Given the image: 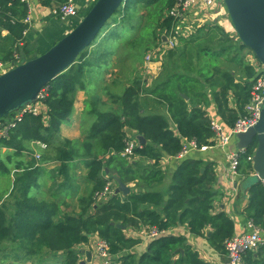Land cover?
<instances>
[{"label":"trees","instance_id":"obj_1","mask_svg":"<svg viewBox=\"0 0 264 264\" xmlns=\"http://www.w3.org/2000/svg\"><path fill=\"white\" fill-rule=\"evenodd\" d=\"M52 1L44 5L49 6ZM131 1L124 3L75 65L43 89L47 110L44 117L26 114L7 136L0 137V150H13L17 156L28 152L31 143L45 145L47 154L40 162L59 163V175L66 182L71 180V163L88 160L85 164L88 181L93 185L89 197L80 200L78 215L59 216V206L31 204L32 199L27 197L34 172L38 170L27 169L18 175L11 194L15 200L14 215H9L6 204L0 205V262L14 258L24 264H79L78 248L88 246L91 237L98 236L107 245L108 264H207L187 245L184 237H163L179 225L203 239L210 230V246L222 255L227 254L226 243L234 237L235 225L225 213L213 212L219 197L214 191L217 173L213 165L184 160L173 176L167 201L161 193L152 191L155 185L164 182L165 173L159 169L164 157L177 158L182 153L184 144L180 138L195 141L199 150L216 145L208 108L215 106L232 130L250 101L257 71L246 62L244 52L253 53L239 40L234 43L232 36L220 26H203L191 38L181 39L174 49L166 48L162 71L151 86L135 78L122 96L113 97L115 111H94L96 119L86 143L60 138L62 125L73 114L76 93L83 87L92 66L91 58L108 57L112 53L105 47L92 51L102 40L119 43L117 57L125 56L117 62L121 70L128 63L140 64L156 43L164 41L162 33L171 32L175 21L165 13L180 0H133L134 7L130 6ZM28 9L21 0H0V61L3 63L20 56L26 42L24 33L29 31L24 23ZM29 60L32 59L21 63ZM165 108L175 131L161 114ZM126 130L135 132L134 141L138 142L140 136L146 140L144 146L136 147L134 156L152 162L153 171H141L138 164L123 156L129 141ZM256 147L253 144L239 154L238 175L243 167L255 174L248 158L254 155ZM0 171L7 172L2 167L1 153ZM118 179L125 184L138 181L143 188L125 199L110 196L99 201L98 197L108 187L114 194L112 185ZM247 191L250 201L245 212L255 228L264 231V183H254ZM141 228L162 237L153 241L139 260L133 254L123 256L142 243L140 239L127 237V232ZM178 250L183 253L174 261ZM245 261L264 264L254 253L247 254Z\"/></svg>","mask_w":264,"mask_h":264},{"label":"crops","instance_id":"obj_2","mask_svg":"<svg viewBox=\"0 0 264 264\" xmlns=\"http://www.w3.org/2000/svg\"><path fill=\"white\" fill-rule=\"evenodd\" d=\"M74 1L79 10V16L78 18H70L68 20H63L61 17L54 16L52 14L55 9L59 8L62 2L53 0L49 6H45L42 2H34L32 4L31 17L33 21L30 24V31L26 37V42L21 50L20 56H17L18 62L21 63L26 59H34L47 52L60 39H62L75 24L78 23L81 16L85 14V11L89 8L90 2L93 0ZM167 13L168 11L165 13L166 17ZM219 19H221V21H219ZM182 22L183 24H186L185 28L189 27L190 29V32L187 35H190L189 38L196 33V30L201 29L203 26H220L232 36L234 43L238 42V39L234 35V30L227 13L225 11H219V9H208L201 2H197L192 7L187 15V18H185ZM167 34L168 33L164 32L160 35L163 38ZM3 36H6V34L3 33ZM118 45L119 43L110 41V51L112 53L108 57L101 56L100 58H97L96 56H93L91 58L90 61H92V66L89 67L83 80V87L79 88L76 93L73 114L70 117V120L64 123L61 127L60 138L62 140H70L78 144L86 143L91 137L90 131L96 119L94 111L111 112L117 109V107L112 103L113 97L122 96L125 89L130 86V84L125 85L127 78L126 75L122 74V71L116 68L117 62L125 58V56L122 57V59L117 57L116 51ZM157 46L158 43L152 47V51L149 50L146 53L145 59L147 55L152 53ZM244 55L246 62L255 67V70L257 71V79L262 77L264 69L258 59H256V56L251 54L249 51L244 52ZM29 56L30 58H28ZM164 60L165 58L160 59L158 58V55H154V59L151 63L146 64L144 62L147 69L146 73L149 74V79L145 80L146 82L149 80L153 82L159 77ZM7 63L17 64L16 58L15 61L12 60ZM155 68L160 71L158 76L153 73ZM45 112L47 113L46 108ZM207 113L212 120V126H219L222 128L224 135H229V131L231 132V129L218 115L216 107L211 106L207 109ZM161 114L164 118L169 120L171 128L175 131L176 128L170 119L167 108L163 109ZM126 131L128 140L134 141L133 136L135 135V132L130 130ZM1 135H3V131L2 124L0 123V136ZM180 139L182 144L187 142L186 139ZM219 140L220 137L215 133L214 142L216 145L208 150L193 151L182 158H170L166 155L159 167V169L165 173L164 182L161 185H155L152 191L161 193L164 196L165 201H167L173 176L184 160L194 159L204 162L206 166L213 165L216 168L217 173L214 191L219 194V197L214 203L213 212L215 214L223 212L234 222V236L248 235L252 233V229L250 228L251 221L249 220V215L245 211L250 201L249 191H247L248 185L250 184L248 179L253 177V174H250V172L243 167L237 177L233 178L229 175V157L230 152L234 150V144L230 141L228 145L223 147L219 145ZM137 143V147H139V140ZM28 149V152H24L19 156H17L13 150H0L2 167L7 169V172L0 171V175L10 177L11 182L14 185L17 176L23 174L27 171V169H29V171L38 170L34 172V180L27 196L32 199L31 204L38 202L39 204L49 207L57 205L60 207V210L58 211L59 216L70 214L78 215L80 212V209L78 210L80 200L89 197L93 189V185L88 181V169L85 165L88 160H76L72 162L70 167L71 180L66 182L65 178L59 175V163L54 161L52 162V160L41 163L36 160L35 155L40 153L42 156L44 154L46 156L47 149L43 150L39 143L29 144ZM49 155L52 156L50 152ZM127 158L130 163H134L136 165L138 164V166L142 169L141 171H144L145 169L153 171L151 168L153 165L152 162L147 163L134 155L133 157ZM30 166H32V168ZM12 177H14V181ZM142 180L145 181V178ZM125 185L131 190L130 194L143 188L138 181H130ZM117 186V183L116 185H112L114 190ZM55 187L57 188L55 189ZM50 188L53 189V192L49 195ZM119 196L124 199L128 197H125L122 194ZM7 197L8 196L4 193L0 194V205H3V202ZM11 199H13V197ZM11 202L12 207L15 200L13 199ZM64 207H68V209ZM71 209H74L75 212L72 213ZM8 213L9 215H14V209L9 207ZM147 231V228H141L140 230H131L127 232V237L140 239L142 240V243L137 246L135 250L127 254L125 253L123 256L133 254L136 255L137 260H139L148 252L151 243L155 240L148 238ZM260 231L262 232L261 235L264 239V231L261 229ZM167 234L172 235L171 238L184 237L187 245L192 247V249L200 255L203 262L207 264H227L228 262L227 254L222 255L210 246L208 242V238L211 236L210 230H208V237L206 239L192 235L186 226L181 225L172 228ZM101 242L102 241L98 236H92L90 244L88 246L79 247L78 250L79 252H91L93 255L92 264H108L107 261H109V258L106 260L99 255V244ZM261 249H264V245L261 246L259 250L252 253L256 254L257 258L260 256L262 262L264 263V250L260 252ZM181 253H183V250H178L174 261L179 259V254ZM245 257L243 264H246ZM85 260L86 257L80 253V262H84Z\"/></svg>","mask_w":264,"mask_h":264},{"label":"water","instance_id":"obj_3","mask_svg":"<svg viewBox=\"0 0 264 264\" xmlns=\"http://www.w3.org/2000/svg\"><path fill=\"white\" fill-rule=\"evenodd\" d=\"M126 1H91L77 26L74 29L72 27L47 52L32 60L14 65L11 70L0 75V123L2 129L20 110L35 104L43 89L77 63L79 56L91 48ZM222 1L235 37L243 46L253 52L264 69V0ZM163 40L166 42L165 36ZM183 98L188 100L185 96ZM138 140L139 148H141L146 140L141 136L138 137ZM231 141L234 144V150L230 152V155L246 151L250 146L256 144L257 147L253 155L255 174L248 179L250 182L248 188L254 183L264 182V102L258 124L245 133L233 135ZM117 184L113 197L121 194L126 197L130 194L131 190L122 181L118 179ZM117 227L126 231V227L121 225H117ZM163 237H172V235L166 234ZM80 253L86 257V260L79 264H92L93 255L91 252L81 251Z\"/></svg>","mask_w":264,"mask_h":264},{"label":"built area","instance_id":"obj_4","mask_svg":"<svg viewBox=\"0 0 264 264\" xmlns=\"http://www.w3.org/2000/svg\"><path fill=\"white\" fill-rule=\"evenodd\" d=\"M24 4L28 6V17L25 20V24L29 26L30 31V24L32 23L33 19L31 17V9L32 4L34 2H42L45 3L48 0H21ZM201 2L206 8L208 9H219V11H225V6L222 0H180L178 5L173 8L171 11L167 13L168 17L174 19L175 23L174 26L165 37L166 42H160L161 46H165L167 49H174L177 47L179 41L181 39H187V36L190 32L189 27L185 28L186 24H183V20L187 18L189 11L192 7L197 3ZM52 14L54 16H59L63 20H68L70 18H78L79 10L75 5L74 0H67L66 2L62 3L59 8L55 9ZM29 31L24 33V36L27 37ZM162 46V47H163ZM165 47L162 48L164 52ZM160 52V49L153 51L152 53L148 54L145 63H151L154 59V55H157ZM18 56V55H17ZM16 63L9 64L3 63L0 61V75L6 73L7 71L11 70L14 65L21 64L18 62V57H16ZM46 98V90H42L39 95L38 101L35 104L27 106L20 110L17 114H15L6 127L2 129L3 135L0 137H5L9 133V131L16 127L17 123L20 122L26 114H32L34 116H43L46 114L45 112V104L44 100ZM264 102V75L258 78L252 88L251 98L249 103L245 107V113L235 124L234 129L231 130L229 135H224L222 128L217 125L213 126V131L220 137L219 145L225 147L228 145L232 139L233 135H238L241 133L247 132L249 129L255 127L261 116V107ZM43 150H46L47 147L43 144H39ZM138 146L136 141H128L126 144V148L124 150L123 156L125 157H133L134 150ZM210 148L204 147L201 150L198 149V146L195 141H187L184 144V148L182 153L180 154L179 158H182L188 155L190 152L193 151H204ZM245 151H241L239 153H235L230 155V165L228 169L229 175L233 178L238 176L239 170V154L244 153ZM37 161H41V155H35ZM248 161L253 163V156L248 158ZM113 191L110 188H106L105 192L100 194L98 197L99 201H104L110 196H112ZM250 228L252 229V233L243 236H234L231 240L226 243V250H227V257L228 262L227 264H243L244 257L252 252H255L260 249L261 246L264 245V239L262 238V232L255 228V226L250 222ZM162 234H158L155 231H151L148 233V238L150 239H157ZM99 255L108 260L109 255L107 253V245L104 242L99 244Z\"/></svg>","mask_w":264,"mask_h":264},{"label":"rangeland","instance_id":"obj_5","mask_svg":"<svg viewBox=\"0 0 264 264\" xmlns=\"http://www.w3.org/2000/svg\"><path fill=\"white\" fill-rule=\"evenodd\" d=\"M130 6L131 7L135 6L133 0L131 1V5ZM196 32H197V30H196ZM100 47H106V48H108L110 50V40H102L101 43L98 45V47L93 49L92 51L94 52L96 49H99ZM162 48L163 47L158 42V46L155 48V50L160 49V52L157 54L158 58H160V59H164L165 55H166V53L162 51ZM151 51H152V49H151ZM145 56L146 55H144L143 60H142V62L140 64L128 63L124 67H122V69H121L122 74H125L126 77H127L125 85L131 84V81H133L135 78H138L140 80H148L149 79V77H148L149 74L146 73L147 69H146L145 64H144ZM122 57L123 56H120V59H122ZM119 66H117L116 68H118ZM143 67H144V69H143ZM159 72L160 71L157 68H155L154 71H153V73H155V75H157V76H158ZM117 81H118V79H117ZM155 81H156V79L153 82L149 80L147 82V86L152 85ZM39 155H41V154L39 153ZM44 156H45V154L43 156L41 155V159H43ZM12 179L14 181V177H12ZM48 184H50V183H48ZM46 185H47V183H46ZM52 186H53V182H52ZM13 187H14V185L12 184L10 177L0 175V194L4 193V194H6V196H8L6 198V200L3 202V204H6L8 206L7 207L8 209H9V207L12 208V209L14 208L13 206L11 207V203H12L11 200H13V199H11L13 197V196H11V193H12ZM56 188L57 187H55V189ZM52 192H53V189L50 188L49 195ZM64 208L68 209V207H64ZM79 209H80V205H79L78 210ZM71 212L74 213L75 210L71 209ZM0 264H24V263L22 261H19V260L16 261L14 258H10V259L1 261ZM25 264H27V263H25Z\"/></svg>","mask_w":264,"mask_h":264}]
</instances>
